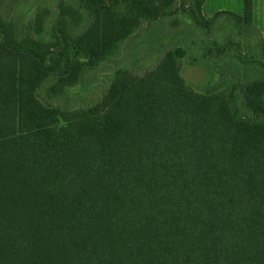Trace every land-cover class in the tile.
<instances>
[{
  "label": "trees",
  "instance_id": "obj_1",
  "mask_svg": "<svg viewBox=\"0 0 264 264\" xmlns=\"http://www.w3.org/2000/svg\"><path fill=\"white\" fill-rule=\"evenodd\" d=\"M204 1L0 4V264H264V35Z\"/></svg>",
  "mask_w": 264,
  "mask_h": 264
},
{
  "label": "rangeland",
  "instance_id": "obj_2",
  "mask_svg": "<svg viewBox=\"0 0 264 264\" xmlns=\"http://www.w3.org/2000/svg\"><path fill=\"white\" fill-rule=\"evenodd\" d=\"M34 1L35 0H0V4L1 8H7L10 10L11 15L24 7V16L28 18L29 7L34 6ZM241 3V0H206L203 11L207 17H212L218 10L240 14L242 6ZM51 5L54 7L55 4L52 3ZM52 10L54 12L53 8ZM216 19L220 21L221 28L226 30L227 33L232 32L235 30V28H237L235 21L228 17L227 13L219 15L216 17ZM253 26L256 28L259 35H264V0H253ZM153 32H157L162 35L164 34L165 30H163L162 26H158L157 30H152V35L154 36ZM130 45H132V41L126 43V45L121 49V52L125 51L126 47ZM143 49H145V47H143ZM136 54H138V50L135 48L131 52V55L136 56ZM154 59L155 58H152L139 64V66H137L138 69H136V72H142L146 66H149L155 61ZM116 60H118V58L112 60L109 64L101 65L93 72V74L86 75L85 82H93L92 89L94 101L99 100L102 95V91L107 86L108 76L110 72L116 67ZM180 75L185 85L194 91H201L202 85L206 84V73L203 68L199 65H191L185 60L181 62ZM77 87L79 88V86ZM77 87L73 90L78 89Z\"/></svg>",
  "mask_w": 264,
  "mask_h": 264
},
{
  "label": "crops",
  "instance_id": "obj_3",
  "mask_svg": "<svg viewBox=\"0 0 264 264\" xmlns=\"http://www.w3.org/2000/svg\"><path fill=\"white\" fill-rule=\"evenodd\" d=\"M205 3H206V0L204 1L203 7H202V13H203V15H204L205 17H207V15H205V13H204V11H203ZM241 9H242V6H241ZM218 11H219V10H218ZM216 12H217V11H216Z\"/></svg>",
  "mask_w": 264,
  "mask_h": 264
}]
</instances>
